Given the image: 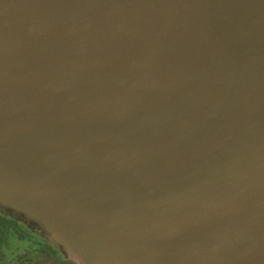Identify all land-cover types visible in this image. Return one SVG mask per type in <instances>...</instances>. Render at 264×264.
<instances>
[{"label":"water","instance_id":"1","mask_svg":"<svg viewBox=\"0 0 264 264\" xmlns=\"http://www.w3.org/2000/svg\"><path fill=\"white\" fill-rule=\"evenodd\" d=\"M4 205L85 264H264V0H0Z\"/></svg>","mask_w":264,"mask_h":264},{"label":"rangeland","instance_id":"2","mask_svg":"<svg viewBox=\"0 0 264 264\" xmlns=\"http://www.w3.org/2000/svg\"><path fill=\"white\" fill-rule=\"evenodd\" d=\"M14 209V210H12ZM23 210L15 207H8L6 205L0 206V214H8L11 217L22 220L26 227L28 228V235H25L22 232L12 231L8 235V232L5 233L6 237L0 238V261L10 260L14 261L20 251L26 248L29 252L28 262L30 264H85L84 260H75L70 258L69 253L64 251V241H66L63 232L58 228L54 230H49L43 225L38 224L37 222H32L22 214ZM6 219L3 215H0V232L1 229L6 228L7 230L12 228L11 220H2ZM13 222V221H12ZM8 235V236H7ZM66 244V243H65ZM67 241V246H69ZM66 248V247H65ZM61 255H60V254ZM71 260L70 262L64 259ZM81 259V257H78Z\"/></svg>","mask_w":264,"mask_h":264},{"label":"flooded vegetation","instance_id":"3","mask_svg":"<svg viewBox=\"0 0 264 264\" xmlns=\"http://www.w3.org/2000/svg\"><path fill=\"white\" fill-rule=\"evenodd\" d=\"M0 215H3L4 217H7L6 219H2L1 218L2 220H8V218H9L11 220L10 222L13 224L12 228L10 227V229H8V230L6 228L1 229L2 232H0V238H3V235H4V238H5L6 237L5 233L8 232V235H9L10 232H12V231L22 232L25 235H28V233H29L28 228L26 227L25 223L22 220L16 219L14 217H11L8 214H0ZM29 253L32 254V253H36V252H29L26 248H24V250L19 252V254L17 255V257H16V259L14 261H12V258H11L10 260L0 261V264H30V262H28ZM64 260L65 261L67 260V262L68 261L73 262V261L68 260L66 258Z\"/></svg>","mask_w":264,"mask_h":264}]
</instances>
